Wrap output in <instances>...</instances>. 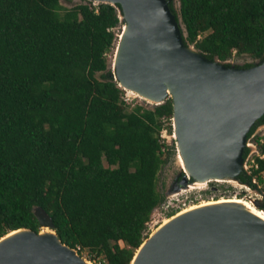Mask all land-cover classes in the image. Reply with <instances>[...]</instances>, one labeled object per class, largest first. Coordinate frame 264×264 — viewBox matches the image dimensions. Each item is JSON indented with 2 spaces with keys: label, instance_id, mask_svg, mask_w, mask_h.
Instances as JSON below:
<instances>
[{
  "label": "trees",
  "instance_id": "16d2710c",
  "mask_svg": "<svg viewBox=\"0 0 264 264\" xmlns=\"http://www.w3.org/2000/svg\"><path fill=\"white\" fill-rule=\"evenodd\" d=\"M177 1L175 12L165 0L184 41L207 59H264V0ZM115 6L0 0V237L37 232L40 207L60 243L91 264H129L163 200L157 172L172 152L159 137L171 127L170 98L128 106L107 70ZM261 124L264 113L245 138ZM257 150L251 175L264 189V140Z\"/></svg>",
  "mask_w": 264,
  "mask_h": 264
},
{
  "label": "water",
  "instance_id": "95a60500",
  "mask_svg": "<svg viewBox=\"0 0 264 264\" xmlns=\"http://www.w3.org/2000/svg\"><path fill=\"white\" fill-rule=\"evenodd\" d=\"M85 1L119 6L124 28L112 49L111 76L122 90L153 102L147 104L170 98L174 140L189 180L238 181L243 148L255 151L245 135L264 113V59L247 68L207 59L184 41L179 16L165 0ZM187 181L183 174L180 184ZM253 206L264 210L260 199ZM33 214L56 243L39 237V229L18 228L24 233L0 244V264H83L74 249L60 243L48 215L40 207ZM256 222L221 208L187 213L162 228L133 264H264V235Z\"/></svg>",
  "mask_w": 264,
  "mask_h": 264
},
{
  "label": "rangeland",
  "instance_id": "374dc122",
  "mask_svg": "<svg viewBox=\"0 0 264 264\" xmlns=\"http://www.w3.org/2000/svg\"><path fill=\"white\" fill-rule=\"evenodd\" d=\"M82 0H71L69 2L65 0H59L60 5L63 7H70L73 4L81 3ZM172 7L175 12H177L178 7V1L177 0H171ZM119 26L116 27L115 31L118 33ZM205 33L204 28H200V35ZM112 53H107V70L111 73H113V70L111 68V60H112ZM225 61L228 65L232 66H242L244 63H253L255 64L257 61L254 60L252 57H250L247 54H234L232 53ZM113 78V77H112ZM122 98L126 99V105L131 106V104L137 103L142 106L151 107L150 104L145 103L143 100H140L133 94L128 93L127 91H123ZM125 103V102H124ZM159 136L163 142L168 146L172 148L171 154H169L168 158L166 159L165 163L160 167V169L157 172V178H156V188L158 191L161 192L163 195V200L156 206L150 213L149 219L146 222V232L151 233L153 230H155L157 227L161 225V223L169 218L166 217L167 213L170 211H176L175 213L181 211L182 209H185L192 205H197L199 203L205 202V201H211L216 200L220 198H231L232 196H238V198H242L246 201H248L251 205H254L255 201L262 200L264 202V189L263 184L257 182L259 189L252 191L253 187L246 188H239L238 185L229 184L226 182H222L223 184H220L222 187V191H208V189L205 188H194L191 190L183 191L179 194L172 195V190L175 189L177 186L180 185V181L182 179L183 173L180 172L177 165H175V140L171 137V127L169 131H159ZM258 134L264 135V127L258 130ZM257 153L259 154L258 150L256 149ZM254 155V152H253ZM249 163V161H248ZM244 173V172H243ZM245 175V173H244ZM261 178H264V171L261 172ZM239 183V181H237ZM207 190V191H204ZM263 192L261 194L260 191ZM219 197V198H217ZM214 198V199H212ZM216 198V199H215ZM121 245V244H120ZM84 252L81 253V258L84 261H88L83 258ZM89 262V261H88ZM90 263V262H89ZM91 264V263H90Z\"/></svg>",
  "mask_w": 264,
  "mask_h": 264
},
{
  "label": "bare ground",
  "instance_id": "6f19581e",
  "mask_svg": "<svg viewBox=\"0 0 264 264\" xmlns=\"http://www.w3.org/2000/svg\"><path fill=\"white\" fill-rule=\"evenodd\" d=\"M120 26H121V28H119V32L121 30H123V28H124L123 23H121ZM188 47L192 48L190 45H188ZM112 56H113V54H112ZM112 59H113V57H112ZM124 91H127L130 94H133L134 96H136L140 100H143L146 103H153L148 99H144V98L140 97L138 95V93H136L134 91H131L128 89H124ZM170 126H171V137L176 139L174 129H173V121L172 120H171ZM175 152H176L175 165H177L180 172H182L184 175H186L188 181L185 184H180L175 189H173L172 195H176V194H179L183 191L191 190L194 188H202L209 181L226 182V183L233 184V185L239 184L234 178H231V177H225L223 179H209V180L192 179V180H189V172L187 171V169L183 163L182 157L180 155V152L178 151L176 143H175ZM217 198H219V197H217ZM212 199H214V198H212ZM206 208H221V209L231 210V211L236 212L238 215H243V216L255 219L257 222H259L261 225L264 226V210L255 208L248 201H246L240 197L238 198V196L237 197L232 196L231 198H220V199H216V200L205 201V202L199 203L197 205H192V206H189L185 209H182L181 211H179V212L173 214L172 216H170L169 218L165 219L159 227H157L155 230H153L151 233H149L148 236L143 240V242L140 244V246L137 248L136 252L134 253L131 264L134 263L136 256L144 249V247H146L148 245V243L151 241V239L162 228H164L167 224H169L173 220H175V219H177V218H179V217H181L187 213H190V212H193L196 210H200V209H206ZM257 222L255 223L256 225H254V228L256 230H258L261 235H264V229H262L258 225ZM23 233H24V231L22 229L12 230V231L6 233L5 235H3L2 237H0V244H2L3 242H5V241H7L13 237L21 235ZM38 236L39 237H45V238H52L54 240V243H56L53 232L49 231L47 228H44V227L40 228L38 231ZM82 262H83V264H90L88 261H82Z\"/></svg>",
  "mask_w": 264,
  "mask_h": 264
},
{
  "label": "built area",
  "instance_id": "2783aa9c",
  "mask_svg": "<svg viewBox=\"0 0 264 264\" xmlns=\"http://www.w3.org/2000/svg\"><path fill=\"white\" fill-rule=\"evenodd\" d=\"M123 101L126 103V99L122 98ZM132 105V104H131ZM163 121V119H161ZM170 122H171V119H170ZM171 125V123H170ZM257 127V126H256ZM256 127L254 128V130L252 131V133L249 135V137L246 139V142L248 144H250L253 148H255V151H254V155H253V152L249 154V150L247 148V153L245 155V157L243 158V172L245 173V175L249 176V180L248 181H245L243 183L239 182L238 184V187L239 188H248V187H253L252 191L255 192V190L259 189V186L257 184V180L255 178V176L251 175V168H256L257 165L254 163L253 161V156H258L259 158L262 157V155L258 154L256 149H257V142L258 143H262L263 140H264V135H260L258 134V131H256ZM161 131H164V129H161ZM159 136H161V134H159ZM256 136V139H254V137ZM249 161V163H248ZM243 173V174H244ZM220 184H223L222 182H216V181H209L206 185H204L203 188L205 189H208V191H222V187L220 186ZM204 191H207V190H204ZM260 191V190H259ZM261 194H263L262 191H260ZM261 199V198H260Z\"/></svg>",
  "mask_w": 264,
  "mask_h": 264
},
{
  "label": "flooded vegetation",
  "instance_id": "af4514ba",
  "mask_svg": "<svg viewBox=\"0 0 264 264\" xmlns=\"http://www.w3.org/2000/svg\"><path fill=\"white\" fill-rule=\"evenodd\" d=\"M242 176H247V175H244V174H243ZM239 182H240V181H239ZM241 183H243V182H241Z\"/></svg>",
  "mask_w": 264,
  "mask_h": 264
}]
</instances>
